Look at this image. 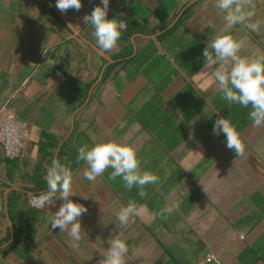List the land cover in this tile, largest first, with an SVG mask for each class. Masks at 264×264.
Wrapping results in <instances>:
<instances>
[{"label": "crops", "instance_id": "1", "mask_svg": "<svg viewBox=\"0 0 264 264\" xmlns=\"http://www.w3.org/2000/svg\"><path fill=\"white\" fill-rule=\"evenodd\" d=\"M254 3L252 32L226 25L214 0H110L107 18L126 26L101 53L83 20L100 0L65 12L55 0H0V108L30 132L19 158L0 144V264H100L97 248L117 234L115 213L129 200L142 210L121 230L126 264H264V126L221 99L218 65L203 69L202 56L215 34L242 39V55H264V0ZM218 117L235 126L241 155L213 135ZM90 133L133 146L158 182L141 197L109 180L110 169L85 180L76 155ZM53 155L73 170L70 198L88 209L79 241L46 225L60 200L29 202L46 190Z\"/></svg>", "mask_w": 264, "mask_h": 264}, {"label": "clouds", "instance_id": "2", "mask_svg": "<svg viewBox=\"0 0 264 264\" xmlns=\"http://www.w3.org/2000/svg\"><path fill=\"white\" fill-rule=\"evenodd\" d=\"M109 2L110 0H100V4L83 16L85 24L92 30L95 46L101 53L117 46L125 26L119 19L107 18ZM81 6L82 0H55V7L60 12L70 8L79 11ZM213 6L226 25L240 26L246 31H257L258 24L251 21L256 7L254 0H214ZM208 26L213 27L211 24ZM243 47L244 41L230 34L209 36L202 51L203 69L218 65L212 76L221 99L229 105L235 104L248 109L247 116L251 123L254 126H264V55L255 58L242 55ZM212 133L223 134L225 147L236 155L244 152L245 146L230 120L224 117L216 118L212 125ZM90 136L92 143L82 144L78 147L76 155L77 162L82 161L85 165L83 169L85 180L95 183L98 177H103L106 169H110L109 180L119 178L125 190L136 187L141 197L145 196L143 190L145 185L158 182L159 177L156 174L141 170L140 160L133 146L113 140H97L91 133ZM44 179L46 190L38 197L39 206L41 208H45L46 205L55 206L57 200L61 201L58 209L46 217V225L50 226L51 230L58 228L59 232L66 233L71 241H79L81 238L79 218L87 213L88 209L84 204L70 198L77 195L73 186V170L53 155ZM141 210V206L133 200L119 207L114 216L119 231L109 237L107 248H97L103 257L100 264H126L129 246L121 230L132 223L140 215ZM170 211L171 208L164 209L162 212H156L154 216L158 217L163 212Z\"/></svg>", "mask_w": 264, "mask_h": 264}, {"label": "built area", "instance_id": "3", "mask_svg": "<svg viewBox=\"0 0 264 264\" xmlns=\"http://www.w3.org/2000/svg\"><path fill=\"white\" fill-rule=\"evenodd\" d=\"M57 74L60 73L57 72ZM29 135L28 123L20 120L17 113L8 104L3 105L0 108V144L2 145L4 156L9 159L19 158L22 155ZM40 193L31 195L29 202L31 206L38 209H46L47 205L45 208H41L38 204ZM211 260L212 258L207 259L209 262Z\"/></svg>", "mask_w": 264, "mask_h": 264}]
</instances>
